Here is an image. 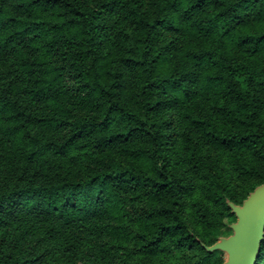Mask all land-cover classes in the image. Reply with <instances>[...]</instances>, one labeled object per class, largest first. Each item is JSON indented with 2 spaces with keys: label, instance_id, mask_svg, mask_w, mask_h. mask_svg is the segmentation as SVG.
<instances>
[{
  "label": "trees",
  "instance_id": "obj_1",
  "mask_svg": "<svg viewBox=\"0 0 264 264\" xmlns=\"http://www.w3.org/2000/svg\"><path fill=\"white\" fill-rule=\"evenodd\" d=\"M174 36L189 40L184 67L165 71ZM110 42L122 46V69L103 70ZM263 53L264 0H160L152 13L141 0H0V264H221L223 251L204 244L234 214L227 198L248 194L237 200L221 187L225 175L202 159V144L191 147L199 191L190 190L167 158V114L181 104L239 174L258 171ZM196 94L231 127L194 112ZM200 186H217L207 196L224 209L210 215ZM116 218L138 232L110 225Z\"/></svg>",
  "mask_w": 264,
  "mask_h": 264
},
{
  "label": "rangeland",
  "instance_id": "obj_2",
  "mask_svg": "<svg viewBox=\"0 0 264 264\" xmlns=\"http://www.w3.org/2000/svg\"><path fill=\"white\" fill-rule=\"evenodd\" d=\"M90 2V0H87ZM160 2V0H141L142 9H144L147 13H152L155 11L157 3ZM169 37V35L163 33L160 41H164ZM175 42V47L173 48L172 53L170 54L169 58L165 60L161 64L162 70H178L180 71L184 67V59H182V63L179 60L180 52L182 48H185L189 44V40L186 37H179L175 38L173 37ZM102 48V58L100 59V62L103 63L105 71L114 70L116 68L122 69L123 66L120 62V56L122 50V46L112 44L110 42L106 43L105 45L101 46ZM264 56V53H263ZM181 57V56H180ZM70 61L66 60V58L63 57H55L54 64L55 65H62L66 68H68V64ZM189 64V62H188ZM67 73H71L70 71H67ZM107 78V75H104ZM64 78V76H63ZM64 83L66 85H74V81L72 77H65ZM172 108L168 110V119L170 120L171 125V135L168 138V142L166 144V153L167 158L169 160L170 165H175V167L178 169L179 173L182 175L184 174L186 178L188 179L191 189L195 192L199 191V182H198V174L195 172V168L193 167V163L190 160V154H191V147L197 146V144L200 146L203 145L202 153L205 155L203 156V160L205 163L210 166L214 172L217 170H220L223 175H225L220 179L221 181V187L227 191L228 193L231 192L234 194V198L239 200L245 194H249V190L253 185H257L261 180H263L264 175V156L259 151L258 147L255 148V151H252L253 159L252 164L257 167L256 172L253 174H239L233 164H230L226 161V158L224 155L221 154L218 147H215L214 145L208 144L205 140L206 137L203 135V132L196 126L192 125L190 123V120H188L186 116L185 109L183 106L179 103H173ZM192 110L196 113H202L209 117L211 121L217 125L218 128H223L224 130L229 129L231 126L228 123H225L212 109L210 99L207 98V96L202 94H196L192 97ZM186 116V117H185ZM260 125L262 129L264 130V104L262 108V117L260 119ZM58 130L57 132H59ZM228 159V158H227ZM136 165L141 166V162L135 161ZM230 175V176H229ZM3 177L2 175H0ZM201 187V186H200ZM217 186H213L211 190L207 191L208 189H204L201 187L202 196L200 199L203 203L207 204L209 206V214L212 215L213 211L216 208L224 209V206L219 201L214 200L211 196L213 191H215ZM247 196H245L246 198ZM243 198L241 202L245 199ZM140 200L136 205L139 209H144L147 207V203L149 201L148 196H141L138 197L136 202ZM240 202V203H241ZM186 215L187 218L190 220V223L195 226L198 230L200 229V226L196 223L194 220V216L190 210V202L188 201L186 204ZM236 220L235 214H230L228 211L224 212L223 219H222V225L220 229V233L218 235H229L232 233V229L230 227V223ZM110 225L117 224V227L122 228V231H126L125 229L134 230L138 232V228L136 225L131 226L126 222L125 218L121 219H114L113 222H109ZM142 227L144 229V225L142 224ZM107 231L103 233V235L99 238L101 241H106L108 236ZM120 233V230L117 232V234ZM42 251L37 250L36 253L40 254ZM42 255V254H41ZM218 255H220L223 258V261L226 258V254L222 252H218ZM82 260V259H81ZM80 259H77L74 264H91L89 261V258H86L85 260L81 261ZM46 264H52L49 263L47 260H45ZM56 264H63V263H56Z\"/></svg>",
  "mask_w": 264,
  "mask_h": 264
},
{
  "label": "water",
  "instance_id": "obj_3",
  "mask_svg": "<svg viewBox=\"0 0 264 264\" xmlns=\"http://www.w3.org/2000/svg\"><path fill=\"white\" fill-rule=\"evenodd\" d=\"M227 203L236 215V220L230 223L232 233L204 246L209 252L221 250L226 254L221 264H255L264 238V182L241 203L229 198Z\"/></svg>",
  "mask_w": 264,
  "mask_h": 264
}]
</instances>
